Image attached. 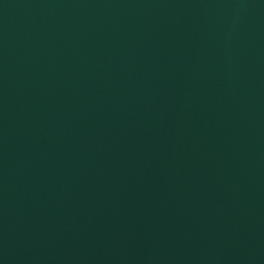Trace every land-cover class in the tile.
I'll return each mask as SVG.
<instances>
[{
	"label": "water",
	"instance_id": "obj_1",
	"mask_svg": "<svg viewBox=\"0 0 264 264\" xmlns=\"http://www.w3.org/2000/svg\"><path fill=\"white\" fill-rule=\"evenodd\" d=\"M0 264H264V0H0Z\"/></svg>",
	"mask_w": 264,
	"mask_h": 264
}]
</instances>
